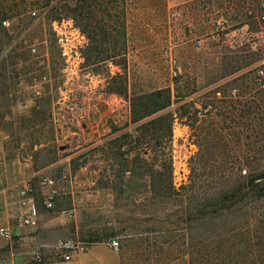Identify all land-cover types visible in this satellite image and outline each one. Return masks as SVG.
I'll return each instance as SVG.
<instances>
[{"label":"rangeland","instance_id":"rangeland-1","mask_svg":"<svg viewBox=\"0 0 264 264\" xmlns=\"http://www.w3.org/2000/svg\"><path fill=\"white\" fill-rule=\"evenodd\" d=\"M233 1H208L207 18L211 30H215L216 20L224 21V28L218 31V37L205 40L200 47L192 43L169 53L168 49L153 47V41L162 36L149 33V37L142 39L146 45L145 62L137 63L135 57H131L130 82L134 87L147 89L160 85L173 87L177 81L180 94H187L188 88L201 89V94L192 95L196 106L200 101L211 103L208 95L213 89L222 88L228 92L237 87L245 96L234 109L214 102L222 111L213 119L214 127L220 129L224 142L230 144L226 155L252 158L257 156L256 147L264 144V92L250 81L261 57L256 49L264 44V35L263 27L257 23L252 24L250 33L245 32L244 37L232 31ZM0 6L7 16L6 24L3 20L0 22V189L11 184V191L15 193L11 196V204L15 207L18 188L23 181L31 179L32 195L40 209L46 189L40 187L39 180L53 179L57 194L53 208L48 210H63L74 225L73 238L85 241L87 249L94 242L116 240L125 264H148L149 254L139 242L151 235L143 231L169 226L146 216L157 207L155 202L144 197V191L149 189L147 178L120 187L117 175L122 174L129 160H134L136 174L144 171L140 166L146 159L165 176L170 173L175 189L187 185L194 157L200 153L190 127L181 137L176 129L174 136L172 121L171 132L164 134L166 136L157 147L158 158L153 160V151L149 153L147 146L138 142L143 130L129 121L128 99L109 92L110 78L121 68L109 60L95 67L83 66L82 51L86 46L77 48V38L62 36L60 40L53 31L55 15L71 18L68 15L73 2L0 0ZM72 22L76 26L73 19ZM58 24L62 29L63 25ZM170 56L177 63L176 78L171 76ZM120 59L122 57L116 56L114 61ZM183 101L187 102V97L176 100L169 107L175 117ZM247 108H251L250 115L243 113ZM186 117L177 118L187 125ZM226 125L231 129L225 128ZM214 127L208 128L214 132ZM232 131L237 132L238 143L234 142L236 137ZM194 133L199 134L200 139L204 136L198 127ZM126 134L130 135L125 137ZM190 151L194 152L190 154ZM182 163L187 169L185 181L175 173ZM27 170L34 174L12 182V177L27 173ZM126 188L128 191H122ZM1 194L0 227L4 216ZM11 211L18 223V210ZM176 233L164 234V237ZM184 237L187 238V234ZM98 248L95 251H104L103 247ZM163 251L169 253L171 250L166 244ZM85 253L82 256L91 252ZM45 255L49 256L47 261H55L61 257V252L58 248H49ZM31 259L40 262L42 256L40 260L35 259L30 245L12 235L9 239L0 236V264H29Z\"/></svg>","mask_w":264,"mask_h":264},{"label":"trees","instance_id":"trees-1","mask_svg":"<svg viewBox=\"0 0 264 264\" xmlns=\"http://www.w3.org/2000/svg\"><path fill=\"white\" fill-rule=\"evenodd\" d=\"M68 1L73 2L68 16L87 38L86 47L82 51V65L95 67L109 60L121 68L120 72L111 76L109 92L124 95L128 99L129 121L137 123L138 130H143L138 142L145 144L149 153L153 151V160L158 158L157 147L166 136L164 134L169 135L171 132L176 114L169 111V107L176 100L187 97V102L183 101L178 107L177 117L187 116L185 121L200 151L194 157L189 183L179 190L175 189L170 173L165 176L151 167L146 159H143V166H140L144 171L136 174L133 169L134 160H129L124 164L122 174L117 175L120 187L122 184L128 187L136 180L147 178L149 189L144 191V197L155 202L157 207L147 212L146 216L149 220L165 222L169 226L143 231L147 236L151 235L141 238L139 242V246L149 254L148 264H178L179 261L183 264H264V144L256 147L257 156L252 158L226 155L230 144L224 142V135L219 133L220 129L214 127L213 122L222 113L214 102L225 103V106L234 109L235 104L239 105L245 95L237 87L230 88L228 92L216 88L208 95L212 98L211 103L200 101L199 106H196L192 95L201 94V89L188 88L187 94H180L177 81L173 87H134L130 82L126 59L123 0ZM240 1L236 3L240 4ZM1 10L0 6V22L7 17ZM257 24L263 27L264 33V23ZM210 33L206 35L208 39L213 38ZM256 51L259 55V48ZM116 56L122 59L115 62ZM250 79L258 90L264 92V55L259 58ZM243 113L250 115L251 108L245 109ZM197 127L204 134L201 139L199 134L194 133ZM208 127L216 130L212 132ZM225 128L231 129L230 125ZM232 133L236 137L234 142L238 143L240 139L237 132ZM124 190L128 191L127 188ZM168 233L176 234L164 237ZM166 244L171 250L169 253L163 251ZM45 251L39 250L42 261L31 259L29 264L55 261L59 264H76L65 262L61 257L47 261L49 256L45 255ZM119 254L121 264H125L120 251Z\"/></svg>","mask_w":264,"mask_h":264},{"label":"crops","instance_id":"crops-1","mask_svg":"<svg viewBox=\"0 0 264 264\" xmlns=\"http://www.w3.org/2000/svg\"><path fill=\"white\" fill-rule=\"evenodd\" d=\"M208 1L209 0H123L125 8V41L127 44L126 59L128 66L133 56L137 63L142 64L145 62L144 58L146 56L144 55V48L146 45L144 42L142 43V39L149 37V33L160 34L162 39L158 37L156 41H153V47L168 49L169 53L176 50L178 47L186 45L188 47L192 43L197 47L202 46L205 40L208 39L206 35L211 32V25H209V18H207L209 11L207 9L208 5L206 4ZM232 4L233 6L235 5V13H233L235 16L233 15L231 19V22L234 24L232 31L244 37L243 34L245 32L250 33L251 30L249 28H251L252 24L258 22L249 20L244 16L242 12V3ZM138 32H140V35ZM193 38L200 40L199 45L194 41L192 42ZM174 120L175 119H173V122ZM184 130L185 127L182 128V131ZM33 174L34 172L32 170H27V173L15 175L14 179L12 177L11 180L12 182L22 181L26 176H31ZM10 186L11 184L8 183V185L0 189V192L4 199V208H1L4 213L2 226L9 228L12 237H16L18 240L29 244L33 253L39 252V250L57 248L61 241L73 238L75 230L74 225L63 210L60 209L48 210L42 207L39 209L37 220L34 225L25 226L19 221L16 223L12 218L14 213H12L11 210L16 209L18 213H20L22 209L19 203L15 207L12 206L11 196H13L14 190L11 191ZM35 202L37 203L36 200ZM98 247H103L104 251H95L96 248L99 249ZM85 252L91 253L82 256ZM68 263L121 264V257L119 251L111 247L110 243L94 242L86 251L73 253Z\"/></svg>","mask_w":264,"mask_h":264},{"label":"built area","instance_id":"built-area-1","mask_svg":"<svg viewBox=\"0 0 264 264\" xmlns=\"http://www.w3.org/2000/svg\"><path fill=\"white\" fill-rule=\"evenodd\" d=\"M239 0H234L232 3H236ZM243 4L242 11L243 13L249 17L251 20H255L259 23H264V0H260L258 3L257 0H241L240 1ZM237 4V3H236ZM235 13V10H234ZM34 14V12H33ZM225 20V19H224ZM63 25V28L59 27V24ZM215 30H211V37H218L219 36V30L224 28V21L216 20L215 22ZM3 24H6V21H3ZM53 31L57 36H59L60 40L62 39V36L67 39L68 37H74L77 38V48H81L86 45L87 40L85 35L79 30L78 27L73 25L71 18H63L60 14L55 15L54 21H53ZM196 44L199 45L200 40L195 39L194 41ZM75 47V46H74ZM259 48V52L261 55H264V44ZM64 54H67V52L64 50ZM76 53V51L74 52ZM176 60L171 58L170 59V72L171 76L175 77L178 75V67L176 65ZM173 132L175 136L176 129L180 131L179 136H184L186 133L187 125L183 123L182 120L178 119L177 117L174 120L173 123ZM185 127V130L182 131V128ZM192 148H195L194 144H191ZM194 151H190V154H192ZM183 156H186V154H183ZM181 172V173H180ZM175 173H178V176L185 181V175H187V169L186 166L182 163L180 164L179 171L175 169ZM181 175H180V174ZM182 182V181H181ZM39 185L42 189H46L42 195V204L45 209H52L55 204V198L57 194V190L55 189V182L51 178H42L39 180ZM34 189L33 182L31 179L25 180L21 186L18 189V203L21 207V212L18 215V221L25 226L28 225H34L37 220V216L39 213V207L38 204L35 202L34 196L32 195ZM0 236L9 239L11 237V232L8 227L1 226L0 227ZM118 242L116 240H113L110 242V246L117 249ZM59 251L61 252V258L65 262H69L71 260V256L75 252H83L87 249V243L85 241H82L77 238H70L63 240L59 243L58 247ZM34 258L37 260L41 259L40 252L34 253Z\"/></svg>","mask_w":264,"mask_h":264}]
</instances>
